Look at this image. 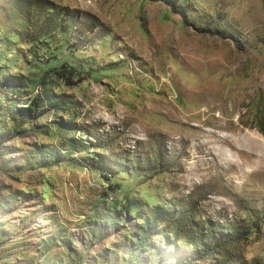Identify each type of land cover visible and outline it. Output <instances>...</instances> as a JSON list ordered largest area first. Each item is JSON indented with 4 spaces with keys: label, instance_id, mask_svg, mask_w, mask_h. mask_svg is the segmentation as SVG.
Here are the masks:
<instances>
[{
    "label": "rangeland",
    "instance_id": "1",
    "mask_svg": "<svg viewBox=\"0 0 264 264\" xmlns=\"http://www.w3.org/2000/svg\"><path fill=\"white\" fill-rule=\"evenodd\" d=\"M262 145L264 0H0V264H264Z\"/></svg>",
    "mask_w": 264,
    "mask_h": 264
},
{
    "label": "trees",
    "instance_id": "2",
    "mask_svg": "<svg viewBox=\"0 0 264 264\" xmlns=\"http://www.w3.org/2000/svg\"><path fill=\"white\" fill-rule=\"evenodd\" d=\"M59 78L71 81L74 77L75 69H67L66 66L54 70ZM5 83L9 86L26 87V81L23 77L10 76L6 78ZM97 167L107 174H116L119 171L118 164L109 159L100 160ZM171 218H164L166 221H172ZM163 220V219H162ZM202 227L205 231L197 235L195 241L190 244L192 246L191 252L199 254L201 257L216 256L218 258L225 257L229 248H237L244 242L252 228L236 225L227 227L220 223L210 221L203 222Z\"/></svg>",
    "mask_w": 264,
    "mask_h": 264
},
{
    "label": "bare ground",
    "instance_id": "3",
    "mask_svg": "<svg viewBox=\"0 0 264 264\" xmlns=\"http://www.w3.org/2000/svg\"><path fill=\"white\" fill-rule=\"evenodd\" d=\"M248 141H249V140H248ZM253 141H254V139H253ZM253 141H252V142H253ZM258 142H259V141H258ZM260 142H261V141H260ZM248 143H249V142H248ZM248 143H247V144H248ZM250 143H251V142H250ZM253 143H254V142H253ZM255 143H257V142H255ZM258 144H259V143H258ZM248 146H249V144H248ZM250 146H251V145H250ZM252 146H255V145H252ZM256 146H257V145H256ZM245 147H246V146H245ZM260 147H261V145H260ZM262 147H263V149H264V145H262ZM248 148H249V147H248ZM248 148H247V149H248ZM256 150H257V149H256ZM258 150H259V149H258ZM260 151H261V150H260ZM258 157H259V156H258ZM260 158H261V157H260Z\"/></svg>",
    "mask_w": 264,
    "mask_h": 264
}]
</instances>
